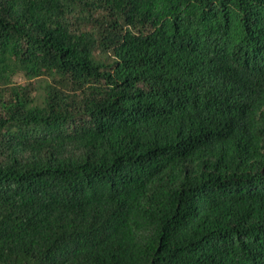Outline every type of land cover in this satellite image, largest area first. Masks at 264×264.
Returning a JSON list of instances; mask_svg holds the SVG:
<instances>
[{
	"label": "trees",
	"instance_id": "obj_1",
	"mask_svg": "<svg viewBox=\"0 0 264 264\" xmlns=\"http://www.w3.org/2000/svg\"><path fill=\"white\" fill-rule=\"evenodd\" d=\"M0 264H264V0H0Z\"/></svg>",
	"mask_w": 264,
	"mask_h": 264
},
{
	"label": "rangeland",
	"instance_id": "obj_2",
	"mask_svg": "<svg viewBox=\"0 0 264 264\" xmlns=\"http://www.w3.org/2000/svg\"><path fill=\"white\" fill-rule=\"evenodd\" d=\"M37 79L40 80V81H42V82H44V80H46V79H50V77H49V76H43L42 78H37ZM28 80H29V79H28V78L26 77V75L23 74V73H18V74L14 77V81H15L16 83L25 82V81H28ZM34 93H35V92H34ZM37 94L39 95L40 98L42 97L40 91H39Z\"/></svg>",
	"mask_w": 264,
	"mask_h": 264
}]
</instances>
